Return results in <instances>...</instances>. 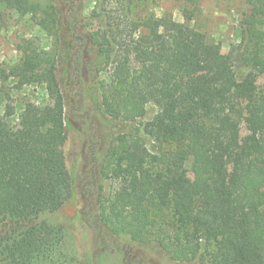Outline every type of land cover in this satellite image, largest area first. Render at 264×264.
Segmentation results:
<instances>
[{
    "label": "trees",
    "instance_id": "trees-1",
    "mask_svg": "<svg viewBox=\"0 0 264 264\" xmlns=\"http://www.w3.org/2000/svg\"><path fill=\"white\" fill-rule=\"evenodd\" d=\"M60 1L0 0L38 16L55 39L41 49L38 38H24L11 71L0 63V80L44 85L50 99L26 106L17 125L0 114V264H79L67 228L47 219L73 190L59 51L77 41L101 55L110 78L102 109L126 124L107 153L116 186L100 202L104 239L128 238L176 261L206 253L208 264H264V88L256 87L264 0H246L240 41L228 52L196 26L201 0H181L182 22L159 17L157 0H94L89 18L80 0L67 9ZM244 118L253 130L242 138ZM190 158L199 166L188 182ZM231 165L243 174L239 190ZM131 252L120 259L114 251L113 264H145Z\"/></svg>",
    "mask_w": 264,
    "mask_h": 264
},
{
    "label": "rangeland",
    "instance_id": "rangeland-1",
    "mask_svg": "<svg viewBox=\"0 0 264 264\" xmlns=\"http://www.w3.org/2000/svg\"><path fill=\"white\" fill-rule=\"evenodd\" d=\"M68 0L59 5L68 8ZM94 0H80L84 14L89 18ZM202 13L196 26L216 42L223 52L241 38V19L246 0H201ZM184 4L181 0H157L155 11L159 17L171 14L176 21H184ZM91 27H95L94 24ZM38 38L41 49H51L55 39L39 24L38 16L20 14L0 2V63L11 68L23 57L20 44L24 38ZM60 45L59 79L65 97L66 125L69 134L67 145L68 166L73 177V190L64 206L47 215L51 222L61 223L68 230V240L74 243L79 264H113L111 253L120 250L139 256L145 264H208L204 253L190 261H176L159 250H141L128 238L104 239L107 229L99 216L100 202L116 186L107 175V153L114 139L126 124L105 114L101 105V87L110 81L98 51L87 43L77 41L69 49ZM74 50V51H73ZM258 90L264 88V74L256 80ZM50 103L46 88L41 84L17 88L14 79L0 80V114L13 125L19 122L23 109L30 106L45 107ZM241 136L253 130L248 118L240 123ZM173 145L157 144L155 148L169 152ZM198 163L190 158L186 163L188 182L193 181ZM229 183L240 189L243 174L238 167H229ZM107 251V252H106ZM116 255V254H115ZM137 262H129L136 264Z\"/></svg>",
    "mask_w": 264,
    "mask_h": 264
}]
</instances>
